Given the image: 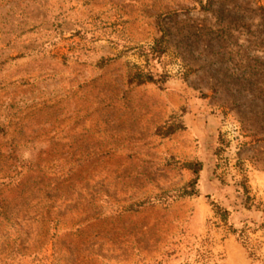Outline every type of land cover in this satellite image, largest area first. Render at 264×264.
<instances>
[{
  "label": "rangeland",
  "instance_id": "obj_1",
  "mask_svg": "<svg viewBox=\"0 0 264 264\" xmlns=\"http://www.w3.org/2000/svg\"><path fill=\"white\" fill-rule=\"evenodd\" d=\"M208 259L264 264V0H0V264Z\"/></svg>",
  "mask_w": 264,
  "mask_h": 264
},
{
  "label": "trees",
  "instance_id": "obj_2",
  "mask_svg": "<svg viewBox=\"0 0 264 264\" xmlns=\"http://www.w3.org/2000/svg\"><path fill=\"white\" fill-rule=\"evenodd\" d=\"M137 80H138V83L141 84V83H144L146 81H153L154 79L150 75H146V76L142 75ZM193 172L197 173L198 172L197 168H194ZM196 179H197V177L194 178V180H196ZM193 181H192V183H193ZM245 193H247V191H245ZM185 194L186 195H193L194 191H185ZM247 199H248V197H247ZM212 206H213L214 216L217 218L218 223H221L222 225L227 226V230L230 234L235 235L237 239H239L243 243H245L246 239H245L244 232H243L244 230H242V229L238 230L236 228H233L230 224L227 225L230 212L225 207H222V206H220L214 202H212ZM205 252L209 255V251H205ZM208 261H209V259L202 261L201 264H209Z\"/></svg>",
  "mask_w": 264,
  "mask_h": 264
}]
</instances>
